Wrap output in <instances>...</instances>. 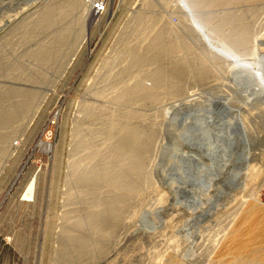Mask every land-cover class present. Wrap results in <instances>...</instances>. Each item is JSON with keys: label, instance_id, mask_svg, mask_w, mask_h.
Wrapping results in <instances>:
<instances>
[{"label": "rangeland", "instance_id": "374dc122", "mask_svg": "<svg viewBox=\"0 0 264 264\" xmlns=\"http://www.w3.org/2000/svg\"><path fill=\"white\" fill-rule=\"evenodd\" d=\"M91 2L0 0V264H209L244 205H264L261 79L254 92L252 78L247 88L240 69L232 74L246 61L264 76V0H177L178 8L174 0H112L113 12L90 22ZM170 11L184 18L182 31L196 22L201 36L144 31L154 24L146 14ZM144 84L169 92L157 96ZM199 91L227 100L233 112L223 118L241 116L256 155L240 185L214 181L225 189L215 213L189 226V212L175 202L180 193L163 185L169 165L163 177L160 155L168 129L186 127L180 117L213 104L169 99ZM234 147L232 158L242 144Z\"/></svg>", "mask_w": 264, "mask_h": 264}, {"label": "bare ground", "instance_id": "6f19581e", "mask_svg": "<svg viewBox=\"0 0 264 264\" xmlns=\"http://www.w3.org/2000/svg\"><path fill=\"white\" fill-rule=\"evenodd\" d=\"M179 5L180 4H178L177 0L176 1L174 0V6L176 8H178ZM185 7L188 8V5H186V3H182V6H181L182 11H181V8H180V11H181L182 16L187 18V12L186 11H188V10H186ZM110 12H113V7H111V6L109 7L108 14ZM101 14L102 13H99V11H95V10L91 9V7H89V14H88L87 20L90 22L97 21L98 17L105 15V14H102V15ZM188 14H190V13H188ZM148 15L149 14H146L144 16V18H142V19L153 21L154 24H152L151 27H148L147 24L145 23L144 24L145 28L143 27V29H144V31H146L147 28H149V29L151 28L150 30H148V32L149 33L154 32V35H156V34L158 35L159 30L164 31L166 28H168V31L170 33H172L171 31H173L172 35L175 33L173 38L177 37L176 32L177 33L182 32L184 34V36H186V37L191 35V33H189V32H193L197 37L201 36L198 33L199 31L195 30L196 28H198V24L196 22L195 23L191 22L190 18H189V21L191 23L192 29L189 30V32L182 31V29L184 27L180 25L181 23H179V20L180 21L182 19L184 20V18H182V16H179V14H177V13H173V11L166 13V15L161 14L160 16H157V18L148 16ZM170 33H168V34H170ZM165 36H166V34H165ZM206 49L207 50H213V51L215 50L218 55L222 54V56H225V58H227V57L233 58V55H237V54H234L233 52H229V51H228L229 52L228 53L226 50L221 49V48H217L214 46L206 47ZM161 51L166 52L165 49H164V51L160 49L157 52L161 53ZM211 53L212 52H210V54ZM257 53L258 52H256V54ZM230 54H231V56H230ZM194 59L196 60L198 58L195 57ZM262 59H264V53L262 54ZM147 61L148 60L144 59V64H146ZM198 61L202 62V59L199 58ZM198 61H196V62H198ZM235 62H238V60H236ZM149 63H147V65ZM193 63H195V62H193ZM159 64H154V63L151 64L150 63L151 66H154V65L158 66ZM254 64L255 63H252V65H251V63H247L245 61V62H243V64H241L244 67L238 66L237 69H234V71L232 70L233 71L232 74L234 75L235 72H237V74H238V71L240 69V73L243 74V77H244V81L242 80V82H240V84L241 85L245 84V87H247V88L250 87L249 80H250V78H252L253 79V86H254L253 89L255 90L254 92H256V90H257L255 88V86L258 87V84L255 85V80L261 79V83H259L261 85H260V87H258L257 91H259V93H261V92L264 93V76H262V73L260 74L259 71H261V70H259V71L256 70V66ZM186 65H187L186 67H189V64H186ZM141 67H143L142 69H144V70H142L141 75L144 76V75H146L145 71L148 70V68L146 67V65H141ZM174 67H175L174 73H175V75H178V76L181 75V73H182L181 70L182 71L185 70L184 64H181V63L175 65ZM190 67H191V64H190ZM234 67H236V66H234ZM181 77H184V75L182 74ZM233 77H236V76H233ZM250 81H252V80H250ZM153 83L155 85L157 82H153ZM157 87H161V86H157ZM154 88L155 87L148 88L144 84V86L141 89L142 90L146 89L147 91H149V89H150V91H151ZM154 90H155V94L157 96H161V95L167 94L169 92V90H165V89H162V91H160L159 89L155 88ZM195 94L196 95H194L193 93L187 94L186 96H183L181 98L172 97V99H169V101H171V102L172 101H178V102H184V103H189V104H191V103L195 104V102L201 103V101H206V102H212L213 104L208 105L207 107L198 108L196 110L194 109L192 111L191 110H188L187 112L185 111L186 113H185V115L180 117L179 123L181 124L182 127H183V125L186 127L185 128L183 127V130L180 133L175 134L174 130L172 131L171 128H169V129L167 128L168 131H167V134L166 133L165 134L168 137H170L171 139L169 138L170 139L169 141H165V142H168L169 145L165 146L164 150L162 149L163 152H162V155H160L161 156V158H160L161 159V163H160L161 165L160 166H163L161 169V172L163 173L162 176L166 177L165 176L166 172H167V174H169V175H167L168 178L167 179L165 178V181L162 180L163 185L168 190H170V191L172 190L173 194L175 196L179 195L180 192L184 193L183 194L184 197L183 196H181L180 198L178 197L175 202H176V205H180L187 212H189L190 215L186 219V221L188 222V225H189V223L191 224V223L195 222L196 220H198L204 216L207 217V219H208V217L211 215V213L214 212L218 198L225 191V189L219 188L214 181H216L218 178H219V180H223L225 183L224 185L226 186L225 188H227V189H229V187H234L235 185H237V186L240 185L239 178L240 177L242 178V176H246L249 173V170L252 166V162L254 161L255 155H256V153L254 151L255 146H254L253 140L250 139L251 137H249L246 126H245L244 122L242 121L241 116L236 115L233 117V119H225L226 117H228V116H226L227 112L230 113L232 111L231 107L227 104V100L225 101L223 99V96H219L218 94L212 95L213 93L207 94V93H204L202 91H199ZM217 96H219V97H217ZM155 98H157V97H154L152 99H155ZM263 98H264V96H263ZM163 99H165V97H163ZM204 104H206V103H204ZM185 106H186V104H185ZM195 106H197V105H195ZM198 106H199V104H198ZM187 108H189V107H187ZM187 108H186V110H187ZM221 111L222 112L224 111L226 114H224V116H222V117L219 115L221 118H219V120H217V118L214 117L213 115L216 113L219 114V112H221ZM167 112L168 111H166V113ZM171 112H173V111H171ZM169 114H170V112H169ZM172 114H170V115H172ZM236 114H239V111ZM166 116H168V115H166ZM223 117H225V118H223ZM229 118H231V116ZM175 120L177 122L178 117L176 118L174 116L173 121H175ZM231 128L235 132L236 136L231 135L229 133V130ZM167 136L165 137L166 140L168 138ZM133 143H134L133 145L135 146V149L138 150L139 148H138V145L135 143V140L133 141ZM227 144H231V146H232L228 150L226 149ZM237 144H242L241 150L240 151L238 150L239 152L236 153L237 155L234 158H232V155L234 153L233 147L234 146L237 147ZM223 148L226 150H224ZM174 158H176L177 160L175 161ZM206 159L208 160V162H206ZM172 160H174L175 162H173ZM171 162H172V164H171ZM176 162H178L177 166L179 168L176 167V165H175ZM136 163L138 164L139 162L136 161ZM164 164H165V166H164ZM167 165L170 166V167H168V170L165 168ZM185 165H186L187 172H188V170H190V171L193 170V172H194V174H193V172H188V174H189L188 176H192V175L194 176L195 175L196 176L195 180L199 179L202 182V183H199V182L195 183L194 181L192 182L193 183L192 184L193 189H195L194 192L192 190H190L189 187L185 188V186H188L191 184V183L189 184L190 180L189 179L186 180V178L183 179L182 174H180L181 168L182 167L185 168L184 167ZM164 168L167 170L165 173L163 171ZM169 168H170L171 173H168ZM31 184H33V183H31ZM220 184L222 185V183H220ZM262 185H264V182ZM205 187L208 189H212L216 194L218 193L217 196L214 195L215 193L213 194L215 196V198L213 195H208V194L206 195V194L202 193L203 188H205ZM168 190H166V191H168ZM27 195L32 196V188H30L29 193ZM203 195H205L207 197L206 201L201 200V197ZM175 196H173V197L175 198ZM175 202H174V204H175ZM243 202H245V201H242V203ZM241 204L238 206L237 210H239ZM178 211L179 210H177V212ZM147 214H148L147 211L144 214H142V216H141L142 219L140 220L141 222H143L145 219L149 218V217L146 218L148 216ZM234 216L231 217L230 220H228L225 227H227L231 224V221L234 219ZM102 217L101 218L104 219V216H102ZM194 218H195V221H194ZM104 221L102 223H104ZM197 222H199V220ZM223 230H222V232H223ZM220 234L218 237L215 238V240H213V244H211V246H209L207 252L205 253L204 258H207L209 256V254H211L213 249H215L216 244L219 241Z\"/></svg>", "mask_w": 264, "mask_h": 264}, {"label": "crops", "instance_id": "0c3cea01", "mask_svg": "<svg viewBox=\"0 0 264 264\" xmlns=\"http://www.w3.org/2000/svg\"><path fill=\"white\" fill-rule=\"evenodd\" d=\"M246 204L218 244L209 264H264V205L254 201ZM175 261L171 259L166 264Z\"/></svg>", "mask_w": 264, "mask_h": 264}, {"label": "built area", "instance_id": "2783aa9c", "mask_svg": "<svg viewBox=\"0 0 264 264\" xmlns=\"http://www.w3.org/2000/svg\"><path fill=\"white\" fill-rule=\"evenodd\" d=\"M111 1L112 0H92L90 7L95 11H99V13L107 14Z\"/></svg>", "mask_w": 264, "mask_h": 264}, {"label": "water", "instance_id": "95a60500", "mask_svg": "<svg viewBox=\"0 0 264 264\" xmlns=\"http://www.w3.org/2000/svg\"><path fill=\"white\" fill-rule=\"evenodd\" d=\"M222 116H224V114H226L224 111L222 112H219ZM187 129V128H186ZM224 146V145H223ZM230 147H232L231 146V144H227V146H226V149L228 150ZM224 149V148H223ZM226 149H224V150H226ZM168 167H170V166H168ZM185 168H181V172H180V174H182V176H183V179L184 178H186V180L187 179H189L190 181H189V184L191 183V185L193 184L192 182L194 181L195 183H197V182H199V183H202L199 179H197V180H195V175L193 176H188L189 174H188V172H187V170H186V165L184 166ZM188 167V166H187ZM193 167V166H192ZM199 169V168H198ZM200 170V169H199ZM169 171H170V168H169ZM168 171V173H171V171L169 172ZM200 173V172H199ZM194 174V173H193ZM197 174V173H196ZM201 174V173H200ZM167 175H169V174H167ZM171 176V175H170ZM193 186V185H192ZM182 192H180V197L181 196H183V193L181 194ZM184 197V196H183Z\"/></svg>", "mask_w": 264, "mask_h": 264}]
</instances>
